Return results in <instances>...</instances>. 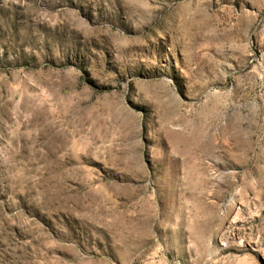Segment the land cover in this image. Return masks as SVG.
I'll use <instances>...</instances> for the list:
<instances>
[{
    "label": "rangeland",
    "instance_id": "obj_1",
    "mask_svg": "<svg viewBox=\"0 0 264 264\" xmlns=\"http://www.w3.org/2000/svg\"><path fill=\"white\" fill-rule=\"evenodd\" d=\"M0 264H264V0H0Z\"/></svg>",
    "mask_w": 264,
    "mask_h": 264
}]
</instances>
